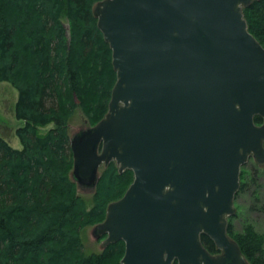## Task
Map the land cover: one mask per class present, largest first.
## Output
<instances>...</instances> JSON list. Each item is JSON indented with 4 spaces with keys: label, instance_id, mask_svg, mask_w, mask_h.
I'll use <instances>...</instances> for the list:
<instances>
[{
    "label": "water",
    "instance_id": "1",
    "mask_svg": "<svg viewBox=\"0 0 264 264\" xmlns=\"http://www.w3.org/2000/svg\"><path fill=\"white\" fill-rule=\"evenodd\" d=\"M254 1L94 4L117 80L106 115L71 134L72 178L94 193L102 165L134 172L92 228L102 249L124 241L122 264H250L229 218L242 167L264 166V45L243 11Z\"/></svg>",
    "mask_w": 264,
    "mask_h": 264
},
{
    "label": "trees",
    "instance_id": "2",
    "mask_svg": "<svg viewBox=\"0 0 264 264\" xmlns=\"http://www.w3.org/2000/svg\"><path fill=\"white\" fill-rule=\"evenodd\" d=\"M98 1L0 0V81L19 90L15 112L23 121L16 130L22 148L0 136V264H122L124 241L87 253L82 230L105 219L108 204L124 195L134 172H120L115 161L104 165L92 202L71 177L75 95L88 125H95L108 111L117 80L112 49L93 13ZM243 11L264 45V0ZM244 179L242 168L239 192ZM235 215L230 235L250 264H264V232L249 221L237 230ZM203 242L219 251L208 236Z\"/></svg>",
    "mask_w": 264,
    "mask_h": 264
},
{
    "label": "rangeland",
    "instance_id": "3",
    "mask_svg": "<svg viewBox=\"0 0 264 264\" xmlns=\"http://www.w3.org/2000/svg\"><path fill=\"white\" fill-rule=\"evenodd\" d=\"M67 22V21H66ZM68 25V24H67ZM19 97V90L10 81H0V136L6 138L15 148H22V143L16 130L23 124L16 116L15 106ZM76 109L70 122V134H74L81 128L88 126V116L81 104L78 95H75ZM53 126L49 123L41 126L40 130L45 132ZM101 167V171L103 170ZM246 169L244 188L235 199L237 214L233 218L234 226L241 230L246 222H251L257 230L264 232V168L254 159L243 167ZM89 202H92L93 193L79 191ZM92 225L84 227L82 237L87 253L102 250L101 240L92 237Z\"/></svg>",
    "mask_w": 264,
    "mask_h": 264
},
{
    "label": "flooded vegetation",
    "instance_id": "4",
    "mask_svg": "<svg viewBox=\"0 0 264 264\" xmlns=\"http://www.w3.org/2000/svg\"><path fill=\"white\" fill-rule=\"evenodd\" d=\"M219 250V249H218ZM220 251H218L217 253H219ZM217 253H213V254H217Z\"/></svg>",
    "mask_w": 264,
    "mask_h": 264
},
{
    "label": "bare ground",
    "instance_id": "5",
    "mask_svg": "<svg viewBox=\"0 0 264 264\" xmlns=\"http://www.w3.org/2000/svg\"><path fill=\"white\" fill-rule=\"evenodd\" d=\"M94 7V6H93ZM71 177H72V172H71Z\"/></svg>",
    "mask_w": 264,
    "mask_h": 264
}]
</instances>
